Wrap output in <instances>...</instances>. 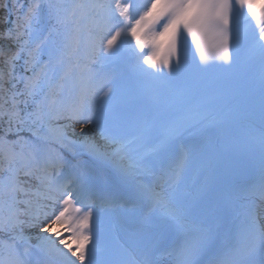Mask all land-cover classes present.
Here are the masks:
<instances>
[{
    "label": "snow or ice",
    "instance_id": "snow-or-ice-1",
    "mask_svg": "<svg viewBox=\"0 0 264 264\" xmlns=\"http://www.w3.org/2000/svg\"><path fill=\"white\" fill-rule=\"evenodd\" d=\"M0 7V264H264V0Z\"/></svg>",
    "mask_w": 264,
    "mask_h": 264
},
{
    "label": "rangeland",
    "instance_id": "rangeland-1",
    "mask_svg": "<svg viewBox=\"0 0 264 264\" xmlns=\"http://www.w3.org/2000/svg\"><path fill=\"white\" fill-rule=\"evenodd\" d=\"M1 13H3V8H2V7H0V14H1ZM3 18H4V16H1V15H0V21H2ZM4 28H5L4 23H0V30H3Z\"/></svg>",
    "mask_w": 264,
    "mask_h": 264
}]
</instances>
